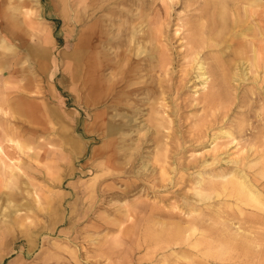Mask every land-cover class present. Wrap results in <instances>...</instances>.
Masks as SVG:
<instances>
[{"label":"rangeland","instance_id":"374dc122","mask_svg":"<svg viewBox=\"0 0 264 264\" xmlns=\"http://www.w3.org/2000/svg\"><path fill=\"white\" fill-rule=\"evenodd\" d=\"M20 1L12 0L11 6H19ZM38 1L39 5L35 6L34 0H27L24 6L26 8L32 6V8L36 7L41 10L43 24L48 25L47 28L54 49L50 52V50H53L51 48L47 52L49 56L53 52L54 57L60 59V74L51 83H48V79L44 75L45 72L38 73L34 68V70H31L32 74L28 73L25 80L22 81L27 83L26 89L16 83L19 77L21 79V65H27V69L30 67L27 62L30 64L33 59L34 47L37 46L36 42L38 41L36 35L38 34L35 29H33L34 32L30 31V18L27 16L28 18L24 19V15L20 13V10L18 12V6L17 8L14 7L17 9V26H15L16 24L12 25L11 19L7 17L12 14L11 11L7 10L8 0H1L0 5V39L4 38L8 44L12 45L11 52H6L3 47H0V147L2 148V152L0 150V162H2L0 163V170L3 172L0 171L3 175V178L0 175V264H187L188 259L194 261V263L188 264H198L197 261L201 263L202 258L207 261V264H227L228 260L231 263L238 262V264H264V221L256 223L257 225L254 224V227L251 228L252 240L244 241L225 236L221 231L223 218L227 214L231 216L234 213V207H232L235 203L234 197L217 196L206 180L210 178L211 181H222L223 179L220 178L216 180L215 177H212V174H220L224 172L220 170L226 171L230 168L233 170V168L240 166L241 168H247L249 162L253 166L248 171V178H253V171L264 164V79H262L264 77V0H94V6H97L98 10L97 13L105 19L106 23L109 22L108 32L111 33L110 37H112L110 40L112 48L109 54L111 61L104 68L103 75H109L110 72L113 75L115 74V76H110L109 79L113 86H110V90L107 88L106 95L100 98L95 96V92L88 83L86 65L83 64L80 68H76V61L72 57L65 58V60L62 58L64 52L72 53L75 50V42H77L81 29L93 22L95 18L89 17L84 23L77 21L75 24L76 11L81 6L80 0H68L67 3H61L59 0ZM90 1L93 0H86V4ZM84 4L82 3V5ZM110 8L115 9V12L106 15ZM201 19H205V22ZM135 28L137 30L136 34L133 32ZM141 29L144 31L142 32ZM179 30L181 31L179 32ZM30 33L36 37L31 36ZM206 34H208V38ZM192 37L198 43H195L193 39L191 41ZM131 38L132 40L129 41ZM141 46L145 51L140 55H136L137 48L141 49ZM195 47H199V56L209 71V91L218 90L223 95L222 98H218V101L215 102L216 106L212 108L201 101L202 91L199 90L200 82L196 78L197 70L192 69L191 65H187V59L184 58L186 50ZM256 50L259 52L257 53ZM128 57L132 61L127 60ZM151 59L154 61H151ZM164 62H168L166 65L168 67L167 71L166 68L164 69ZM122 63H125L123 67ZM133 71H137L136 75ZM61 76H63V79ZM34 77L37 78V81ZM236 78L238 79L236 80ZM234 81L238 82L234 83ZM47 83L55 91L54 95L50 96L49 94L48 97H46L47 93L43 88L46 87ZM223 84L224 86H222ZM129 85H131V89ZM22 90L25 91V94ZM194 90H197V92ZM36 92L37 94H35ZM38 92L42 94L39 95ZM192 93L193 95H191ZM162 96L164 102H166V108L163 109L166 110L165 115L169 116L170 122H167L169 128L163 127L160 129L154 123L157 115L155 113L156 107L160 106L158 102L161 101L160 97ZM18 97L19 99L20 97L29 99V102L23 107L25 110L24 116L21 113L15 114L16 107L14 105ZM67 97L69 98L67 99ZM195 97L199 99L197 105L194 101ZM63 101L65 104L62 103ZM201 110L203 112H200ZM148 111L151 112L150 115ZM207 121L209 125L206 123ZM109 124L120 126V133L109 134L107 132ZM193 127L195 128L193 129ZM4 129L6 132H4ZM200 130L202 131L200 132ZM203 130L207 132L205 133ZM223 130L230 131L231 139L227 136L224 139V135L221 133ZM183 132L185 135H183ZM189 134L191 137L188 136ZM199 135L201 137L203 135V137L201 138ZM6 136L8 137L6 138ZM192 138L195 141L191 140ZM232 138L235 141L228 143L229 140L231 142ZM157 139L159 142H157ZM162 140L169 146H167L166 154L158 157L157 160L155 153L158 144L164 142ZM188 140H191L192 143ZM222 141L225 142V145H228L225 147ZM236 141L239 142L238 145H234ZM218 142L221 148L224 146V149L220 148V152H223L221 156L226 155L227 157L225 156L218 164L216 162L214 164L210 163L211 166L206 164L204 167L203 160L210 161V148ZM53 144H55L54 148ZM57 144L59 147L56 146ZM149 146L151 147L149 148ZM234 146L243 150L242 153H239V156H236L238 157L236 159L240 158L241 165L235 162L229 164L230 161L226 163V158L229 160V158H232L231 156H235L232 153L238 151ZM229 148H232L231 151ZM202 150H206L208 153ZM194 152L200 153L196 154ZM54 153L56 156L53 155ZM5 154L15 159V163L21 168L20 173H23L13 183H7V177L4 175L3 160H6ZM254 159L258 161L255 162ZM246 161L249 162L245 167L244 163ZM119 163L120 165H118ZM182 163L184 165H181ZM194 163L195 166H193ZM200 173L205 177L201 187L205 191L204 194L211 193V199L198 200L199 196L192 188L198 184ZM203 173L206 175H203ZM208 175L211 177H208ZM168 178H171V180L168 181ZM213 178L215 180H212ZM261 180L255 183L260 189L264 190V179ZM163 185H165V188ZM185 192L188 193V196L190 195L189 198ZM137 197L141 199L138 200ZM225 197L227 198L225 199ZM196 199L197 201H195ZM226 201L231 203V208L226 204ZM173 203H175V206H173ZM129 206L132 207L129 208ZM193 206L206 209L207 221L210 222L209 225L212 226V230L210 228L208 235L202 238L198 237V232L193 234L194 236L192 235L183 247L187 248L188 252L183 249L179 250L176 246L175 248L168 246L181 235L176 233L173 226L178 224L181 226L189 225L190 217L186 215ZM18 208L19 210L16 211ZM16 219L24 223H15ZM232 223V226H236L239 224L238 219H232ZM145 224H147L146 227ZM130 226L131 228H129ZM156 231L161 232L157 233L160 236H155L157 235ZM153 232H155L154 235ZM176 235L178 236L176 237ZM195 236L196 238H194ZM217 240L219 243H216ZM231 242L232 244H230ZM233 242L237 244L234 245ZM229 245L235 248H231ZM204 247H209V249H204ZM195 253L197 254L195 255ZM183 257H186L187 260H183ZM164 258L166 259L164 260Z\"/></svg>","mask_w":264,"mask_h":264},{"label":"bare ground","instance_id":"6f19581e","mask_svg":"<svg viewBox=\"0 0 264 264\" xmlns=\"http://www.w3.org/2000/svg\"><path fill=\"white\" fill-rule=\"evenodd\" d=\"M11 1L12 0H8V4H9V6L7 7V10L8 11H11L12 12V14L9 16H7V17H9V19H11V21H12V25H15L16 24V18H17V15H16V12H17V9H15L14 7H16L17 8V6L16 5H14V6H11ZM27 0H21L20 1V5L18 6V12H19V10H20V13H22L23 15H24V19L28 16L30 19H29V23L31 24L30 25V31H32V32H34V30L33 29H35L36 31V33L38 34V35H36L37 36V38H38V41L36 42V44H37V46H35L34 47V53H33V57H35L36 59H38V58H40V56H43V57H48V55H46L47 54V50H49L50 49V45H51V36H50V34H49V31H48V28H47V26L48 25H44L43 24V17H42V13L40 12L41 10H38V8H36V7H33L32 8V6H30V7H28V8H26L24 5L27 3L26 2ZM35 1V6H37V5H39V1L38 0H34ZM254 1V0H253ZM260 1V0H259ZM59 2H61V3H67L68 2V0H59ZM119 2V1H118ZM117 2V3H118ZM154 2V1H153ZM199 2V1H198ZM31 3V2H30ZM34 3V2H33ZM80 5L82 6H80L79 7V9L76 11V16H77V19H75L76 20V22H75V24L77 23V21H82L83 23H84V21H86L87 20V18H89V17H91V18H95V20L93 21V22H91L89 25H87L85 28H82L81 29V33H80V35L78 36V39H77V42H75V50L71 53H63L64 54V57L65 58H68V57H72L73 58V60L74 61H76V63H75V65H76V68L78 67V68H80L83 64H85L86 66V71H87V69H88V71H87V77L89 78V81H88V83H90V86H91V88H92V90L95 92V96L96 97H98V98H100V97H103L104 95H106V92H107V88H109V90H110V86H113V83H111V81L109 80L110 79V76H115V74L113 75L112 74V72H110V74L109 75H106L105 76V74L103 75V70H104V68L108 65V63H110V61H111V56L109 55L110 54V52H111V48H112V46L110 45L111 43H110V40H111V38L112 37H110V35H111V33L109 34V32H108V26H109V22L108 23H106V21H105V19L103 18V17H100V15L97 13L98 12V10H97V6H94V0L93 1H90V2H88L87 4H86V0H80ZM82 3H85L84 5H82ZM173 3V2H172ZM29 4V3H28ZM96 4V3H95ZM0 5H1V0H0ZM103 5V4H102ZM120 5V4H119ZM139 5V4H138ZM240 5V4H239ZM112 6V5H111ZM213 6V5H212ZM101 7V6H100ZM99 7V8H100ZM118 7V6H117ZM263 7V6H262ZM54 8V7H53ZM108 8V7H107ZM150 8V7H149ZM259 8V7H258ZM136 9V8H135ZM167 9H168V7H167ZM255 9H257V8H255ZM92 10V11H91ZM121 10V9H120ZM131 10V9H130ZM211 10H213V9H211ZM241 10V9H240ZM122 11V10H121ZM134 11H136V10H134ZM113 12H115V9H112V8H110L109 9V11L108 12H106V15H110L109 13H113ZM160 12V11H159ZM215 12V11H214ZM262 12V11H261ZM127 13V12H126ZM125 13V14H126ZM130 13V12H129ZM136 13H138V12H136ZM135 13V14H136ZM146 13V12H145ZM252 13H254V12H252ZM75 14V13H74ZM105 14V13H104ZM141 14V13H140ZM144 14V13H143ZM212 14H213V12H212ZM244 14V13H243ZM242 14V15H243ZM73 15V14H72ZM128 15V14H127ZM139 15V14H138ZM248 15H249V13H248ZM75 16V17H76ZM112 16V15H111ZM11 17V18H10ZM27 17V18H28ZM142 17V16H141ZM186 17V16H185ZM249 17V16H248ZM110 18V17H109ZM117 18V17H116ZM195 18V17H194ZM4 19V18H3ZM168 19V18H167ZM193 19V18H192ZM207 19V18H206ZM211 19V18H210ZM109 20V19H108ZM117 20H118V18H117ZM135 20H137V19H135ZM140 20V19H139ZM165 20V19H164ZM202 21H204L203 19H201ZM200 20V21H201ZM252 20V19H251ZM8 21V20H7ZM11 21H8V22H11ZM111 21V20H110ZM124 21V20H123ZM143 21V20H142ZM167 21V20H166ZM199 21V20H198ZM201 21V22H202ZM19 22V21H18ZM69 22V21H68ZM125 22V21H124ZM123 22V23H124ZM196 22V21H195ZM194 22V23H195ZM205 22V21H204ZM22 23V22H21ZM111 23V22H110ZM117 23H118V21H117ZM120 23V22H119ZM135 23V22H134ZM207 23V22H206ZM211 23V22H210ZM210 23H208V24H210ZM250 23V22H249ZM4 24V23H3ZM10 24V23H9ZM19 24V23H18ZM126 24V23H125ZM133 24V23H132ZM131 24V25H132ZM144 24V23H143ZM143 24H142V26H143ZM196 24V23H195ZM204 24V23H203ZM213 24V23H212ZM255 24V23H254ZM259 24H260V22H259ZM258 24V25H259ZM51 25V24H50ZM111 25H112V23H111ZM130 25V24H129ZM211 25V24H210ZM15 26H17V24L15 25ZM74 26H76V25H74ZM81 26V25H80ZM213 26H214V24H213ZM212 26V27H213ZM256 26V25H255ZM124 27V26H123ZM129 27H131V26H129ZM205 27H207V26H205ZM211 27V28H212ZM4 28V27H3ZM51 28V27H50ZM71 28V27H70ZM113 28V27H112ZM111 28V29H112ZM115 28V27H114ZM140 28V27H139ZM180 28V27H179ZM202 28V27H201ZM201 28H200V30H201ZM209 28V27H208ZM4 29H6V28H4ZM144 29V28H143ZM162 29V28H161ZM210 29V28H209ZM53 30V29H52ZM164 30H165V28H164ZM177 30V29H176ZM176 30H175V32H176ZM198 30V29H197ZM79 31V30H78ZM110 31V30H109ZM141 31H142V29H141ZM144 31V30H143ZM142 31V32H143ZM181 30H179V32H180ZM211 31V30H210ZM256 31H257V29H256ZM14 32V31H13ZM133 32H135L134 34H136V32H137V30H136V28L134 29V31ZM132 32V33H133ZM162 32V31H161ZM258 32V31H257ZM35 33V34H36ZM62 33V32H61ZM69 33V32H68ZM126 33V32H125ZM207 33V32H206ZM31 34V36H33V34L32 33H30ZM52 34V33H51ZM120 34H121V31H120ZM177 34V33H176ZM10 35V34H9ZM54 35V34H53ZM131 35V34H130ZM133 35V34H132ZM159 35V34H158ZM208 34H206V36H207ZM249 35V34H248ZM36 36H33V37H36ZM161 36H162V33H161ZM5 37V36H4ZM115 37V36H114ZM138 37V36H137ZM181 37V36H180ZM200 37V36H199ZM36 38V39H37ZM163 38V37H162ZM161 38V39H162ZM207 38H208V36H207ZM253 38V37H252ZM261 38V37H260ZM192 39L195 41V43H198V42H196V39L195 38H191L190 40L192 41ZM255 39V38H254ZM15 40V39H14ZM56 40V39H55ZM132 40V38L129 40V41H131ZM141 40H142V38H141ZM181 40V39H180ZM251 40V39H250ZM115 41V40H114ZM146 41H147V39H146ZM172 41V40H171ZM208 41V40H207ZM246 41H247V38H246ZM68 42V41H67ZM66 42V43H67ZM70 42V41H69ZM118 42V41H117ZM154 42H155V40H154ZM211 42V41H210ZM251 42V41H250ZM62 43H63V41H62ZM65 43V42H64ZM73 43V42H72ZM182 43V42H181ZM180 43V44H181ZM184 43H187V42H184ZM262 43V42H261ZM260 43V44H261ZM125 44H127V43H125ZM210 44V43H209ZM264 44V43H263ZM131 45V44H130ZM129 45V46H130ZM140 45V44H139ZM138 45V46H139ZM146 45V44H145ZM184 45H186V44H184ZM198 45V44H197ZM249 45V44H248ZM53 46V45H52ZM57 46V45H56ZM70 46V45H69ZM108 46V47H107ZM125 46H127V45H125ZM148 46V45H147ZM158 46V45H157ZM156 46V47H157ZM169 46V45H168ZM188 46H189V44H188ZM188 46H187V48H188ZM191 46V45H190ZM203 46V45H202ZM201 46V47H202ZM205 46V45H204ZM213 46V45H212ZM260 46V45H259ZM264 46V45H263ZM0 47L2 48L3 47V49H5L6 50V52H11L12 51V45L11 44H8V42H7V40L6 39H4V38H1L0 39ZM58 47V46H57ZM143 47H145V46H143ZM182 47V46H181ZM215 47V46H214ZM251 47V46H250ZM0 48V49H1ZM126 48V47H125ZM178 48H180V47H178ZM183 48V47H182ZM190 48V47H189ZM199 47H195L194 49H187L186 50V53L184 54V58H186L187 59V65H191L192 66V69L194 68V69H196L197 70V74H196V78H197V80H199V82H200V88H199V90L201 89V91H202V97H201V101L202 102H204L209 108H212V107H215L216 105H215V102L216 101H218V98H222L223 97V95L222 94H220V92H218V90H211V91H209V88H208V86H209V84H210V81H209V71H208V68L205 66V63H204V61L200 58V49H198ZM212 48V47H211ZM2 49V50H3ZM208 49V48H207ZM213 49V48H212ZM262 49H263V47H262ZM118 50V49H117ZM148 50V49H147ZM205 50V49H204ZM219 50V49H218ZM1 51V50H0ZM145 50L144 49H142V46H141V49L140 48H137V50H136V55H140V53H143ZM180 51H181V49H180ZM202 51V50H201ZM264 51V50H263ZM5 52V51H4ZM5 52V53H6ZM56 52H57V49H56ZM147 52V51H146ZM256 52H257V50H256ZM259 52V51H258ZM257 52V53H258ZM114 53V52H113ZM219 53H220V51H219ZM247 53V52H246ZM18 54V53H17ZM249 54V53H248ZM256 54V53H255ZM59 55V54H58ZM117 55V54H116ZM183 55V54H182ZM257 55V54H256ZM256 55H255V57H256ZM264 55V54H263ZM120 56V55H119ZM123 56V55H122ZM125 56H126V54H125ZM148 56V55H147ZM156 56V55H155ZM221 56V55H220ZM251 56V55H250ZM258 56V55H257ZM124 57V56H123ZM129 57H131V56H129ZM128 57V59L127 60H131L130 58ZM262 57V56H261ZM117 58V57H116ZM121 58V57H120ZM125 58V57H124ZM133 58V57H132ZM141 58V57H140ZM142 58H144V57H142ZM157 58V57H156ZM166 58V57H165ZM168 58V57H167ZM178 58V57H177ZM221 58V57H220ZM248 58V57H247ZM260 58V57H259ZM15 59V58H14ZM59 59V58H58ZM57 59V60H58ZM121 59H123V58H121ZM134 59V58H133ZM136 59V58H135ZM138 59V58H137ZM182 59V58H181ZM185 59V60H186ZM215 59V58H214ZM251 59V58H250ZM254 59V58H253ZM39 60V59H38ZM72 60V59H71ZM124 60H126V59H124ZM123 60V61H124ZM150 60V59H149ZM153 59H151V61H152ZM184 60V61H185ZM210 60V59H209ZM211 60H213V59H211ZM216 60V59H215ZM261 60V59H260ZM262 60H263V58H262ZM22 61V60H21ZM20 61V62H21ZM122 61V62H123ZM132 61V60H131ZM154 61V60H153ZM166 61H168V60H166ZM171 61V60H170ZM173 61V60H172ZM238 61V60H237ZM236 61V62H237ZM242 61V60H241ZM252 61V60H251ZM258 61V60H257ZM19 62V63H20ZM72 62V61H71ZM118 62H119V60H118ZM127 62V61H126ZM162 62H163V60H162ZM180 62V61H179ZM208 62V61H207ZM213 62V61H212ZM243 62V61H242ZM23 63H25V62H23ZM27 63H29V62H27ZM159 63V62H158ZM167 63L168 62H164V64H165V66H164V69L166 68V71L168 70V67L166 66L167 65ZM259 63V62H258ZM21 64V63H20ZM125 63H122L121 65H122V67H123V65H124ZM133 64V63H132ZM161 64V63H160ZM256 64H257V62H256ZM45 67V65L46 64H44V63H42L41 62V65H40V67H39V69L40 70H43V66ZM139 65V64H138ZM171 65V64H170ZM240 65H241V63H240ZM253 65V64H252ZM251 65V66H252ZM259 65V64H258ZM257 65V66H258ZM22 66V68H24L25 67V65H21ZM27 66V65H26ZM110 66H112V65H110ZM128 66V65H127ZM182 66V65H181ZM239 66V65H238ZM118 67V66H117ZM125 67V66H124ZM131 67V66H130ZM134 67V66H133ZM138 67V66H137ZM142 68H143V66H141ZM147 67V66H146ZM169 67H171V66H169ZM182 67H184V66H182ZM235 67V66H234ZM236 67H237V65H236ZM235 67V68H236ZM241 67V66H240ZM242 67H243V65H242ZM245 67V66H244ZM35 68V67H34ZM120 68V67H119ZM139 68V67H138ZM145 68V67H144ZM161 68V67H160ZM187 68V67H186ZM191 68V67H190ZM38 69V70H39ZM60 69V68H59ZM125 69V68H124ZM177 69V68H176ZM180 69V68H179ZM185 69V68H184ZM220 69V68H219ZM229 69V68H228ZM6 70V69H5ZM119 70V69H118ZM120 70H121V68H120ZM132 70H134V69H132ZM187 70V69H186ZM211 70V69H210ZM243 70H245V69H243ZM3 71V70H2ZM55 70L53 69L52 70V72L50 73V76L53 74V72H54ZM62 71H64V70H62ZM165 71V72H166ZM219 71V70H218ZM233 71V70H232ZM75 72H76V70H75ZM116 72H117V69H116ZM127 72V71H126ZM133 72H135V71H133ZM141 72H143L142 70H141ZM182 72V71H181ZM190 72V71H189ZM220 72V71H219ZM236 72V71H235ZM242 72V71H241ZM245 72V71H244ZM11 73V72H10ZM56 73V72H55ZM64 73V72H63ZM118 73V72H117ZM125 73V72H124ZM136 73H137V71L135 72V75H136ZM163 73V72H162ZM161 73V74H162ZM179 73V72H178ZM185 73V72H184ZM226 73V72H225ZM233 73V72H232ZM240 73V72H239ZM238 73V74H239ZM8 74V73H7ZM30 74H32V73H30ZM37 74V73H36ZM43 74V73H42ZM67 74V73H66ZM112 74V75H111ZM186 74V73H185ZM214 74V73H213ZM215 74H216V71H215ZM230 74V73H229ZM4 75V74H3ZM119 75V74H118ZM125 75H127V74H125ZM135 75H134V77H135ZM140 75H143V74H140ZM163 75V74H162ZM193 75V74H192ZM223 75H224V73H223ZM243 75H245V74H243ZM254 75H256L255 73H254ZM37 76V75H36ZM74 76V75H73ZM86 76V75H85ZM147 76V75H146ZM155 76V75H154ZM185 76V75H184ZM240 76V75H239ZM257 76V75H256ZM262 77H263V75H261ZM86 77V78H87ZM105 77V78H104ZM149 77V76H148ZM182 77V76H181ZM245 77V76H244ZM243 77V78H244ZM112 78H114V77H112ZM127 78V77H126ZM129 78V77H128ZM146 78V77H145ZM195 78V77H194ZM195 78V79H196ZM232 78V77H231ZM234 78V77H233ZM258 78V77H257ZM34 79H35V77H34ZM37 79V78H36ZM35 79V80H36ZM67 79V78H66ZM139 79V78H138ZM238 78H236V80H237ZM262 79H264V77L262 78ZM53 80V79H52ZM75 80V79H74ZM109 80V81H108ZM130 80V79H129ZM132 80V79H131ZM144 80V79H143ZM229 80V79H228ZM245 80V79H244ZM254 80V79H253ZM37 81V80H36ZM82 81V80H81ZM107 81V83L105 84V82ZM116 81V80H115ZM124 81V80H123ZM135 81H138V80H135ZM182 81V80H181ZM195 81V80H194ZM241 81V80H240ZM248 81V80H247ZM255 81V80H254ZM71 82H72V80H71ZM125 82V81H124ZM127 82V81H126ZM142 82V81H141ZM145 82H146V79H145ZM192 82V81H191ZM238 82V81H237ZM237 82H235L234 81V83H237ZM77 83V82H76ZM75 83V84H76ZM122 83V82H121ZM34 85H35V82L33 83ZM39 84V83H38ZM70 84V83H69ZM123 84V83H122ZM126 84V83H125ZM163 84V83H162ZM259 84V83H258ZM40 85V84H39ZM71 85V84H70ZM86 85V84H85ZM132 85H133V83H132ZM221 85V84H220ZM219 85V86H220ZM3 86V85H2ZM42 86V85H41ZM73 86H75V85H73ZM89 86V85H88ZM122 86V85H121ZM198 86V85H197ZM222 86H224V84L222 85ZM230 86V85H229ZM259 86V85H258ZM38 87V86H37ZM47 87V86H46ZM126 87V86H125ZM129 87H130V89H131V85H129ZM228 87V86H227ZM226 87V88H227ZM237 87H238V85H237ZM36 88V87H35ZM34 88V89H35ZM38 88H40V87H38ZM81 88V87H80ZM119 88V87H118ZM128 88V87H127ZM157 88V87H156ZM181 88V87H180ZM191 88V87H190ZM4 89V88H3ZM72 89H74V88H72ZM133 89V88H132ZM166 89V88H165ZM164 89V90H165ZM193 89V88H192ZM220 89V88H219ZM222 89V88H221ZM225 89V88H224ZM231 89V88H230ZM15 90V89H14ZM80 90V89H79ZM90 90V89H89ZM148 90H149V88H148ZM181 90V89H180ZM198 90V89H197ZM197 90H194V91H196L197 92ZM233 90V89H232ZM231 90V92H233ZM21 91V90H20ZM19 91V92H20ZM22 91H24V90H22ZM35 91V90H34ZM38 91V90H37ZM76 91V90H75ZM81 91V90H80ZM144 91V90H143ZM227 91H228V89H227ZM28 92V91H27ZM58 92V91H57ZM230 92V91H229ZM31 93H33V92H31ZM30 93V94H31ZM91 93H93V92H91ZM90 93V94H91ZM114 93V92H113ZM154 93V92H153ZM162 93V92H161ZM222 93V92H221ZM224 93H225V91H224ZM20 94H21V92H20ZM23 94H25V91L23 92ZM35 94H37V92L35 93ZM38 94H39V92H38ZM40 94H42V93H40ZM39 94V95H40ZM134 94V93H133ZM178 94V93H177ZM197 94V93H196ZM195 94V95H196ZM59 95V94H58ZM92 95V94H91ZM117 95V94H116ZM132 95V94H131ZM165 95H166V93H165ZM174 95V94H173ZM191 95H193V93L191 94ZM225 95V94H224ZM226 95H227V93H226ZM2 96V95H1ZM18 96V95H17ZM29 96H31V95H29ZM34 96H36V95H34ZM64 96V95H63ZM93 96V95H92ZM137 96V95H136ZM163 96H164V94H163ZM163 96L162 97H160V99H161V101H159L158 102V104L160 105V106H158V107H156V111H155V113L157 114L156 115V117H155V123L154 124H156L160 129L161 128H169V123H168V125H167V122H170V119H169V116L168 115H165V112H166V110H164L166 107V102H164V98H163ZM168 96V95H167ZM232 96V95H231ZM230 96V97H231ZM239 96V95H238ZM237 96V97H238ZM243 96V95H242ZM254 96V95H253ZM74 97V96H73ZM110 97V96H109ZM227 97V96H226ZM19 98V97H18ZM17 98V99H18ZM69 97H67V99H68ZM144 98V97H143ZM143 98H142V100H143ZM157 98V97H156ZM156 98H155V100H156ZM247 98V97H246ZM39 99V98H38ZM110 99V98H109ZM145 99V98H144ZM146 99H148V98H146ZM152 99V98H151ZM171 99V98H170ZM239 99V98H238ZM245 99V98H244ZM2 100V99H1ZM16 100V99H15ZM20 100H21V98H20ZM236 100V99H235ZM234 100V101H235ZM243 100V99H242ZM241 100V101H242ZM8 101V100H7ZM27 101V100H26ZM58 101V100H57ZM145 101V100H144ZM143 101V102H144ZM194 101L196 102V105L197 104H199V99H198V97H195L194 98ZM193 101V102H194ZM61 102V101H60ZM78 102V101H77ZM94 102V101H93ZM127 102H128V100H127ZM134 102H136V101H134ZM190 102V101H189ZM21 103H22V100H21ZM62 103H64V101L62 102ZM67 103V102H66ZM126 103V102H125ZM138 103V102H137ZM150 103V102H149ZM65 104V103H64ZM139 104V103H138ZM202 104V103H201ZM200 104V105H201ZM226 104V103H225ZM234 104V103H233ZM232 104V105H233ZM22 105H23V103H22ZM111 105V104H110ZM146 105V104H145ZM170 105V104H169ZM181 105V104H180ZM191 105V104H190ZM231 105V106H232ZM15 106V105H14ZM99 106V105H98ZM138 106V105H137ZM143 106V105H142ZM171 106H172V104H171ZM218 106V105H217ZM262 106H263V104H262ZM89 107V106H88ZM264 107V106H263ZM36 108V107H35ZM136 108H138V107H136ZM164 108V109H163ZM168 108V107H167ZM182 108V107H181ZM186 108V107H185ZM205 108V107H204ZM92 109H93V107H92ZM154 109V108H153ZM170 109V108H169ZM168 109V110H169ZM202 109V108H201ZM232 109V108H231ZM261 109V108H260ZM90 110V109H89ZM167 110V111H168ZM183 110V109H182ZM182 110H180V111H182ZM200 110V109H199ZM199 110H198V112H199ZM217 110V109H216ZM24 111V110H23ZM27 111H29V110H27ZM33 110H32V108H31V112H32ZM104 111V110H103ZM142 111V110H141ZM215 111V110H214ZM149 112V111H148ZM152 112H153V110H152ZM169 112V111H168ZM200 112H203V110H201ZM205 112V111H204ZM211 112V111H210ZM20 113V112H19ZM143 113V112H142ZM150 113L151 112H149L148 114L150 115ZM25 114V113H24ZM24 114H22L23 116H24ZM154 114V113H153ZM152 114V115H153ZM167 114V113H166ZM169 114V113H168ZM175 114V113H174ZM200 114V113H199ZM227 114V113H226ZM229 114V113H228ZM14 115V114H13ZM104 115V114H103ZM210 115V114H209ZM232 115V114H231ZM136 116V115H135ZM148 116V115H147ZM175 116V115H174ZM199 116V115H198ZM207 116V115H206ZM12 117V116H11ZM14 117V116H13ZM12 117V118H13ZM22 117V116H21ZM106 117V116H105ZM133 117V116H132ZM150 117V116H149ZM209 117V116H208ZM219 117V116H218ZM221 117V116H220ZM46 118V117H45ZM76 118V117H75ZM194 118V117H193ZM196 118V117H195ZM207 118V117H206ZM205 118V119H206ZM224 118V117H223ZM227 118V117H226ZM29 119V118H28ZM153 119V118H152ZM175 119V118H174ZM198 120H199V117L197 118ZM187 120H189V119H187ZM201 120H202V117H201ZM200 120V121H201ZM223 120V119H222ZM31 121V120H30ZM143 121V120H142ZM176 121V120H175ZM195 121V120H194ZM200 121H199V123H200ZM203 121V120H202ZM3 122V121H2ZM2 122H1V124H2ZM28 122V121H27ZM48 122V121H47ZM153 122V121H152ZM173 122V121H172ZM205 122V121H204ZM214 122V121H213ZM261 122V121H260ZM105 123V122H104ZM135 123V122H134ZM146 123V122H145ZM148 123V122H147ZM196 123V122H195ZM199 123H198V125H199ZM206 123H208V121L206 122ZM211 123V122H210ZM220 123V122H219ZM96 124V123H95ZM150 124V123H149ZM174 124V123H173ZM181 124V123H180ZM197 124V123H196ZM231 124V123H230ZM229 124V125H230ZM232 124H234V123H232ZM11 125V124H10ZM208 125H209V123H208ZM227 125V124H226ZM2 126H4V125H2ZM97 126V125H96ZM144 126H147V125H144ZM175 126V125H174ZM192 126V125H191ZM193 126H194V124H193ZM8 127H9V125H8ZM11 127V126H10ZM170 127H171V125H170ZM181 127V126H180ZM14 128V127H13ZM142 128V127H141ZM195 127H193V129H194ZM208 128V127H207ZM234 128V127H233ZM8 129V128H7ZM15 129V128H14ZM98 129V128H97ZM142 129H144V128H142ZM172 129V128H171ZM198 129V128H197ZM203 129H204V127H203ZM222 129V128H221ZM250 129V128H249ZM5 130V129H4ZM9 130H11V128H9ZM129 130V129H128ZM141 130V129H140ZM165 130V129H164ZM187 130V129H186ZM190 130V129H189ZM192 130V129H191ZM216 130V129H215ZM233 130V129H232ZM231 130V131H232ZM8 131V130H7ZM12 131V130H11ZM102 131V130H101ZM120 131H121V127L120 126H118V125H115V124H109L108 126H107V132L109 133V134H116V133H120ZM138 131V130H137ZM146 131V130H145ZM176 131V130H175ZM202 130H200V132H201ZM204 131V130H203ZM252 131V130H251ZM4 132H6V130L4 131ZM8 132H10V131H8ZM14 132V131H13ZM123 132V131H122ZM132 132V131H131ZM192 132V131H191ZM205 132V131H204ZM207 132V131H206ZM205 132V133H206ZM214 132V131H213ZM217 132V131H216ZM221 132V131H220ZM244 132V131H243ZM103 133V132H102ZM105 133V132H104ZM140 133V132H139ZM158 133H159V131H158ZM165 133V132H164ZM170 133V132H169ZM174 133H177V132H174ZM195 133V132H194ZM212 133V132H211ZM210 133V134H211ZM223 135H224V139H225V137L227 136V138H229L230 137V139H231V133H230V131L229 130H223L222 132H221ZM220 133V134H221ZM7 134V133H6ZM10 134V133H9ZM15 134V133H14ZM18 134V133H17ZM147 134V133H146ZM153 134H154V132H153ZM178 134V133H177ZM188 134V133H187ZM262 135H263V132L261 133ZM8 135V134H7ZM139 135V134H138ZM183 135H185L184 134V132H183ZM205 135V134H204ZM18 136H19V134H18ZM17 136V137H18ZM170 136H173V135H170ZM189 137H191V135L189 134L188 135ZM195 136V135H194ZM200 136V135H199ZM199 136H197V137H199ZM211 136V135H210ZM250 136V135H249ZM8 136H6V138H7ZM178 137V136H177ZM196 137V136H195ZM194 137V138H195ZM201 137V136H200ZM202 137H203V135H202ZM201 137V138H202ZM50 138V137H49ZM55 138V137H54ZM152 138V137H151ZM164 138V137H163ZM173 138V137H172ZM175 138V137H174ZM205 138V137H204ZM207 138V137H206ZM212 138V137H211ZM244 138V137H243ZM262 138V137H261ZM16 139V138H15ZM18 139V138H17ZM39 139H41L40 137H39ZM39 139H38V141H39ZM110 139V138H109ZM143 139V138H142ZM141 139V140H142ZM150 139V138H149ZM153 139V138H152ZM188 139V138H187ZM190 139V138H189ZM200 139V138H199ZM219 139V138H218ZM8 140V139H7ZM50 140V139H49ZM48 140V141H49ZM56 140H57V138H56ZM113 140V139H112ZM158 140V139H157ZM183 140V139H182ZM191 140H193V138L191 139ZM189 141V142H191L192 143V141ZM214 140V139H213ZM216 140V139H215ZM228 140V139H227ZM238 140V139H237ZM259 140V139H258ZM5 141V140H4ZM9 141V140H8ZM26 141V140H25ZM41 141V140H40ZM47 141V142H48ZM150 141V140H149ZM155 141V140H154ZM162 141H164V140H162ZM175 141V140H174ZM193 141H195V140H193ZM198 141V140H197ZM206 141V140H205ZM235 141V139L233 140V138H232V140H231V142H230V140H229V142L228 143H233ZM242 141V140H241ZM263 141V140H262ZM10 142V141H9ZM14 142H17V141H14ZM45 142V141H44ZM105 142H106V140H105ZM109 142V141H108ZM157 142H159V140L157 141ZM168 142H170V141H168ZM183 142V141H182ZM199 142H200V140H199ZM213 142H215V141H213ZM220 142V141H219ZM212 143L213 145H212V147L210 148V157H211V159H210V161L209 160H203V162H202V164H203V166L204 165H206V164H214L215 162L218 164L219 163V161H222L223 160V158L226 156H221V154L223 153V152H220V148H221V146L220 145H218V144H220V143ZM223 142V141H222ZM221 142V143H222ZM225 142H226V140H225ZM225 142H223L224 143V145H225ZM254 142V141H253ZM3 143V142H2ZM42 143H43V141H42ZM49 143H50V141H49ZM59 143V142H58ZM187 143V142H186ZM203 143V142H202ZM236 144H234V145H238V143L239 142H235ZM252 143V142H251ZM250 143V144H251ZM60 144V143H59ZM102 144V143H101ZM145 144V143H144ZM173 144V143H172ZM179 144V143H178ZM195 144V143H194ZM198 144V143H197ZM199 144H201V143H199ZM209 144V143H208ZM240 144H242V143H240ZM14 145H15V143H14ZM31 145V144H30ZM37 145V144H36ZM54 145L55 144H53V148H54ZM123 145V144H122ZM125 145V144H124ZM141 145V144H140ZM186 145V144H185ZM196 145V144H195ZM222 145V144H221ZM228 145V144H227ZM227 145H225V147L227 146ZM233 145V144H232ZM243 145H244V143H243ZM249 145V144H248ZM15 146H17V145H15ZM56 146H58V144L56 145ZM112 146V145H111ZM152 146V145H151ZM151 146H149V148L151 147ZM167 146H169V145H167V143L164 141V142H161V143H159L158 144V149H156V153H155V157L157 158V160H158V157H161L162 155H165L166 154V149H167ZM178 146H180V145H178ZM210 146H211V143H210ZM210 146H208V147H210ZM256 146V145H255ZM31 147H32V145H31ZM37 147H38V145H37ZM59 147V146H58ZM100 147H102L101 145H100ZM114 147H115V145H114ZM135 147V146H134ZM185 147V146H184ZM199 147V146H198ZM235 148H236V146H234ZM246 147V146H245ZM16 148H18V147H16ZM19 148L21 149V146L19 145ZM18 148V149H19ZM62 148H63V146H62ZM139 148V147H138ZM177 148V147H176ZM183 148V147H182ZM207 148V147H206ZM205 148V149H206ZM223 149H224V146L222 147ZM221 148V149H222ZM233 148V147H232ZM231 148V149H232ZM238 148H239V146H238ZM257 148V147H256ZM260 148V147H259ZM134 149V148H133ZM168 149H170V148H168ZM173 149V148H172ZM230 149V148H229ZM231 149H230V151H231ZM254 149V148H253ZM258 149V148H257ZM0 150H1V152H2V148L0 147ZM24 150V149H23ZM22 150V151H23ZM31 150V149H30ZM29 150V151H30ZM45 150V149H44ZM57 150V149H56ZM139 150V149H138ZM154 150V149H153ZM158 150V151H157ZM208 150V149H207ZM236 150H238V151H236ZM236 152H234V153H232V154H235V156H231L232 158H229V160L226 158V163L227 162H229V164L232 162H235L236 164H240V158L239 159H236V158H238V157H236V156H239V153L241 152H243V150H242V148H239V149H237L236 148ZM246 150V149H245ZM245 150H244V152H245ZM255 150V149H254ZM92 151V150H91ZM149 151V150H148ZM178 151V150H177ZM202 151H205V152H207L208 153V151H206V150H202ZM223 151V150H222ZM251 151V150H250ZM264 151V150H263ZM43 152V151H42ZM107 152V151H106ZM127 152V151H126ZM154 152V151H153ZM193 152V151H192ZM248 152V151H247ZM254 152V151H253ZM4 153V152H3ZM20 153H21V151H20ZM49 153V152H48ZM47 153V154H48ZM111 153V152H110ZM132 153V152H131ZM134 153H135V151H134ZM141 153V152H140ZM167 153H169V152H167ZM194 153H196V152H194ZM198 153H200V152H197L196 154H198ZM204 153V152H203ZM24 154V153H23ZM28 154V153H27ZM180 154V153H179ZM182 154V153H181ZM180 154V155H181ZM187 154H189V153H187ZM229 154V153H228ZM245 154V153H244ZM256 154V153H255ZM6 155V160H3V163H4V175L7 177V183H13L14 181H15V179L16 178H18V176H20V174L22 175L23 173H20V170H21V168L19 167V165H17L16 163H15V159L13 158V157H11V156H9L8 154H5ZM53 155H55V153L53 154ZM53 155H52V157H53ZM60 155V154H59ZM143 155V154H142ZM145 155V154H144ZM153 155V154H152ZM185 155V154H184ZM183 155V156H184ZM190 155V154H189ZM206 155V154H205ZM247 155V154H246ZM254 155V154H253ZM24 156H25V154H24ZM56 156V155H55ZM100 156V155H99ZM114 156V155H113ZM112 156V157H113ZM124 156V155H123ZM129 156V155H128ZM175 156V155H174ZM198 156H200V155H198ZM197 156V157H198ZM230 156V155H229ZM242 156V155H241ZM250 156V155H249ZM121 157V156H120ZM119 157V158H120ZM133 157V156H132ZM131 157V158H132ZM152 157V156H151ZM189 157H191V155L189 156ZM197 157H195V158H197ZM201 157V156H200ZM203 157V156H202ZM227 157V156H226ZM244 157V156H243ZM256 157H257V154H256ZM262 157V155L260 156V158ZM19 158V157H18ZM55 158V157H54ZM122 158V157H121ZM139 158V157H138ZM188 158V157H187ZM263 158H264V153H263ZM36 159V158H35ZM59 159V158H58ZM143 159V158H142ZM189 160H190V158H188ZM245 159V158H244ZM243 159V160H244ZM112 160V159H111ZM119 160H121V159H119ZM130 160V159H129ZM136 160V159H135ZM196 160H198V159H196ZM201 160V159H200ZM255 160V159H254ZM260 160V159H259ZM16 161H18L17 159H16ZM21 161V160H20ZM39 161V160H38ZM115 161V160H114ZM124 161V160H123ZM179 161H181V160H179ZM186 161V160H185ZM242 161V160H241ZM256 161H258V160H255V162ZM262 161V160H261ZM264 161V160H263ZM22 162V161H21ZM20 162V163H21ZM121 162V161H120ZM173 162V161H172ZM176 162V161H175ZM183 162V161H182ZM187 162H188V160H187ZM197 162V161H196ZM249 162V161H248ZM247 161H246V163H244V166L245 165H247V163H248ZM0 163H2V162H0ZM149 163H151V162H149ZM156 163V162H155ZM180 163V162H179ZM189 163H191V162H189ZM188 163V164H189ZM250 163V162H249ZM248 163V166H247V168H241V166L240 167H235V168H233V170L230 168V170H220V171H224V172H221L220 174H212V177H215V179L217 180V178L219 179H223L222 181H211L210 180V178L209 179H206L207 181H208V183H209V185H210V187L216 192V195L217 196H233L234 197V201H235V203H234V206H232L231 205V203L229 202V201H226V204L228 205V206H230L229 208H231V206L232 207H234V213H232L231 214V216L229 215V214H227V215H225V217L223 218V225H222V227H221V231H223V234L225 235V236H229V237H231V238H233V239H239V240H246V241H249V240H252L251 238H252V229L251 228H253L254 227V224H256V223H261V222H263L264 221V190L263 189H260L257 185H256V183L255 182H257V181H259V180H261V179H264V164H261L260 165V168H257V170L256 171H253V178H248V176H249V173H248V171H250V169H252V166L253 165H251V163L249 164ZM114 164V163H113ZM116 164V163H115ZM171 164V163H170ZM176 164V163H175ZM186 164V163H185ZM199 164V163H198ZM211 164H210V166H211ZM220 164H222L221 162H220ZM236 164H231V165H236ZM257 164V163H256ZM255 164V165H256ZM35 165V164H34ZM112 165V164H111ZM118 165H120V163L118 164ZM122 165V164H121ZM147 165V164H146ZM150 165V164H149ZM159 165V164H158ZM167 165H168V163H167ZM166 165V166H167ZM178 165V164H177ZM176 165V166H177ZM181 165H184L183 163L181 164ZM241 165V164H240ZM170 166V165H169ZM187 166V165H186ZM189 166V165H188ZM193 166H195V163L193 164ZM31 167V166H30ZM179 167V166H178ZM185 167V166H184ZM205 167V166H204ZM207 167H209V166H207ZM246 167V166H245ZM255 167V166H254ZM259 167V166H258ZM3 168V167H2ZM36 168H37V165H36ZM45 168V167H44ZM51 168V167H50ZM144 168V167H143ZM148 168V167H147ZM159 168H160V166H159ZM158 168V169H159ZM170 168V167H169ZM173 168V167H172ZM182 168V167H181ZM198 168V167H197ZM150 169H152V168H150ZM168 169V168H167ZM191 169V168H190ZM199 169V168H198ZM206 169V168H205ZM220 169V168H219ZM23 170V169H22ZM28 170V169H27ZM30 170V169H29ZM39 170H40V168H39ZM38 170V171H39ZM46 170V169H45ZM162 170V169H161ZM165 170H166V168H165ZM187 170H189V169H187ZM1 171V170H0ZM55 171V170H54ZM159 171V170H158ZM195 171V170H194ZM2 172V171H1ZM31 172H35V171H31ZM45 172V171H44ZM152 172V171H151ZM167 172V171H166ZM182 172V171H181ZM192 172V171H191ZM212 172V171H211ZM3 173V172H2ZM50 173H51V171H50ZM194 173V172H193ZM46 174V173H45ZM164 174V173H163ZM166 174V173H165ZM0 175H1V173H0ZM35 175V174H34ZM55 175V174H54ZM53 175V176H54ZM160 175V174H159ZM161 175H162V173H161ZM161 175H160V177H161ZM169 175V174H168ZM181 175V174H180ZM183 175H185V174H183ZM203 175H206V174H204L203 173ZM32 176V175H31ZM140 176V175H139ZM1 177L3 178V175H1ZM49 177H51V176H49ZM165 177H166V175H165ZM170 177H172V176H170ZM208 177H211V176H209L208 175ZM199 180H198V184L196 185V186H194V187H192V188H194L195 189V192H196V194L199 196V199L198 200H204L205 198H210L211 199V196H210V194L211 193H209L208 191V193L209 194H204V189L201 187V183L202 182H204V180H205V177H203L202 176V174L200 173L199 174ZM51 179V178H50ZM169 179L171 180V178H168V181H169ZM214 178L212 179V180H215ZM34 180V179H33ZM36 180V179H35ZM53 180V179H52ZM167 180V179H166ZM165 180V181H166ZM185 180V179H184ZM55 181V180H54ZM187 181V180H186ZM196 181V180H195ZM262 181V180H261ZM260 182V181H259ZM146 183V182H145ZM189 183V182H188ZM258 184V183H257ZM263 184V183H262ZM146 185H147V183H146ZM261 185V184H260ZM41 186V185H40ZM148 186V185H147ZM165 185H163V187H164ZM190 186H193V185H190ZM217 187V188H216ZM262 187V186H261ZM44 188H45V186H44ZM125 188V187H124ZM165 188V187H164ZM129 189V188H128ZM99 190H100V188H99ZM154 190V189H153ZM152 190V191H153ZM191 190V189H190ZM93 191V190H92ZM193 191V190H192ZM212 191V190H211ZM42 192H43V190H42ZM120 192V191H119ZM124 192V191H123ZM137 193H138V191H137ZM146 193V192H145ZM185 193H187V192H185ZM96 194V193H95ZM126 194V193H125ZM147 194V193H146ZM158 194V193H157ZM215 194V193H214ZM181 196H182V194H180ZM194 195H195V193H194ZM216 195H215V197H216ZM97 196V195H96ZM186 196V195H185ZM187 196H188V193H187ZM190 196V195H189ZM189 196H188V198H189ZM131 197V196H130ZM196 197V196H195ZM213 198H214V196H212ZM233 197H232V200H233ZM137 198H139V197H137ZM194 198V197H193ZM227 197H225V199H226ZM229 198V197H228ZM141 198H139L138 200H140ZM144 199V198H143ZM142 199V200H143ZM195 199V198H194ZM220 199V198H219ZM223 199V198H222ZM119 200V199H118ZM122 200V199H121ZM137 200V199H136ZM190 200V199H189ZM213 200H215V199H213ZM229 200V199H228ZM134 201V200H133ZM191 201V200H190ZM195 201H197V199L195 200ZM222 201V200H221ZM123 202V201H122ZM132 202V201H131ZM144 202V201H143ZM142 202V203H143ZM147 202H148V200H147ZM202 202V201H201ZM38 203V202H37ZM107 203V202H106ZM109 203V202H108ZM120 204V203H119ZM126 204V203H125ZM137 204V203H136ZM189 204V203H188ZM225 204V205H226ZM121 205V204H120ZM208 205V204H207ZM173 206H175V203H173ZM182 206V205H181ZM204 206V205H203ZM206 206V205H205ZM204 206V207H205ZM108 207V206H107ZM132 206H129V208H131ZM187 207V206H186ZM190 207V206H189ZM208 207V206H207ZM124 208V207H123ZM128 208V209H129ZM141 208V207H140ZM147 208V207H146ZM171 208H173V207H171ZM185 208V207H184ZM213 208V207H212ZM217 208V207H216ZM229 208H227V209H229ZM122 209V208H121ZM174 209V208H173ZM215 209V208H214ZM19 210V208L18 209H16V211H18ZM110 210V209H109ZM142 210V209H141ZM206 210V209H205ZM204 209H201V208H197L196 206H193V207H191V209H189L188 210V213H187V215L186 216H188V217H190V220H189V225H187V226H181V225H174L173 226V229L176 231V233H178L179 235H180V237H177L178 235H176V237L178 238H176L175 237V239H177L175 242H173V243H171L170 245H168V246H172L173 248H175V246H176V248H179V250H181V249H183L184 251H189L187 248H183V247H185L184 245H185V242H188V240H189V238L193 235V234H195V233H197L198 232V234H199V238L201 237H203V236H206V235H208L207 233H208V231H210V228H211V230H212V226H210L209 225V223L210 222H208L207 221V213H206V211H205ZM230 210V209H229ZM112 211V210H111ZM174 211V210H173ZM175 211H177V210H175ZM218 211V210H217ZM230 211H233V210H230ZM113 212V211H112ZM179 212V211H178ZM177 212V213H178ZM219 212V211H218ZM121 213H124V212H121ZM132 213V212H131ZM140 213H141V211H140ZM167 213H168V211H167ZM171 213H174V212H171ZM103 214V213H102ZM113 214V213H112ZM126 214V213H125ZM137 214V213H136ZM139 214V213H138ZM144 214V213H143ZM147 214V213H146ZM169 214V213H168ZM175 214V213H174ZM127 215V214H126ZM132 215V214H131ZM148 215V214H147ZM178 215V214H177ZM121 216V215H120ZM184 216V215H183ZM106 217V216H105ZM157 217V216H156ZM25 218H27V216H25ZM107 218V217H106ZM158 218V217H157ZM234 218H237L238 219V222H239V224H237L236 226H232L231 225V223H232V219H234ZM132 219H133V217H132ZM139 219V218H138ZM167 219V218H166ZM171 219V218H170ZM104 220H105V218H104ZM107 220H110V219H107ZM117 220V219H116ZM128 220V219H127ZM176 220V219H175ZM111 221V220H110ZM109 221V222H110ZM158 221V220H157ZM179 221V220H178ZM185 221V220H184ZM235 221V220H234ZM125 222H127V221H125ZM181 222V221H180ZM186 222V223H187ZM15 223H20V224H23L24 222L23 221H20V220H17L16 219V222ZM106 223H108V222H106ZM122 223V222H121ZM120 223V224H121ZM131 224V223H130ZM133 224V223H132ZM169 224V223H168ZM172 224V223H171ZM233 224V223H232ZM146 225L147 224H145V227H146ZM158 225V224H157ZM166 225V224H165ZM164 225V226H165ZM257 225V224H256ZM133 226V225H132ZM156 226V225H155ZM163 226V227H164ZM117 227V226H116ZM128 227V226H127ZM134 227V226H133ZM132 227V228H133ZM162 227V226H161ZM168 227V226H167ZM219 227V228H220ZM260 227V226H259ZM2 228V227H1ZM119 228V227H118ZM129 228H131V226L129 227ZM165 228V227H164ZM168 229V228H167ZM150 230V229H149ZM159 230H160V228H159ZM160 231H162V230H160ZM167 231V230H166ZM170 231H172V230H170ZM169 231V232H170ZM261 231V230H260ZM125 232V231H124ZM152 232V231H151ZM159 231H156V234L158 233ZM218 232V231H217ZM257 232V231H256ZM255 232V233H256ZM126 233H129V232H126ZM154 233L155 232H153V235H154ZM159 233H161V232H159ZM163 233V232H162ZM164 234V233H163ZM197 234V235H198ZM259 234V233H258ZM159 234H157V235H155V236H158ZM170 235V234H169ZM168 235V236H169ZM160 236V235H159ZM173 236V235H172ZM194 236V235H193ZM170 237H171V235H170ZM216 237V236H215ZM222 237H223V235H222ZM221 237V238H222ZM1 238V237H0ZM167 238V237H166ZM194 238H196V236L194 237ZM227 238V237H226ZM191 239V238H190ZM204 239V238H203ZM210 239V238H209ZM223 239V238H222ZM232 239V240H233ZM254 239H255V237H254ZM257 239V238H256ZM231 240V239H230ZM195 241V240H194ZM199 241V240H198ZM209 241V240H208ZM214 241V240H213ZM218 241V240H217ZM225 241V240H224ZM229 241V240H228ZM233 241H235V240H233ZM236 241H238V240H236ZM197 242V241H196ZM195 242V243H196ZM227 242V241H226ZM216 243H219V241L218 242H216ZM222 243V242H221ZM244 243V242H243ZM247 243V242H246ZM250 243V242H249ZM193 244H194V242H193ZM197 244V243H196ZM195 244V245H196ZM212 244H214L213 242H212ZM224 244H226V243H224ZM228 244V243H227ZM226 244V245H227ZM230 244H232V242L230 243ZM233 244H234V242H233ZM235 244H237L236 242H235ZM234 244V245H235ZM248 244V243H247ZM191 245V244H190ZM199 245H200V242H199ZM208 245H209V243H208ZM207 245V246H208ZM216 245V244H215ZM221 245V244H220ZM239 245V244H238ZM210 246H212V245H210ZM230 246V245H229ZM233 246V245H232ZM243 246V245H242ZM257 246V245H256ZM188 247V246H187ZM231 247V246H230ZM258 247V246H257ZM202 248H203V246H202ZM205 248H208L209 249V247H204V249ZM231 248H235V247H231ZM207 249V250H208ZM207 250H205V251H207ZM233 250H235V249H233ZM237 251V250H236ZM235 251V252H236ZM200 252V251H199ZM200 253H202V252H200ZM225 253V252H224ZM237 253V252H236ZM245 253V252H244ZM247 253V252H246ZM174 254V253H173ZM182 254V253H181ZM197 253H195V255H196ZM205 255H207V254H205ZM208 255H210V254H208ZM212 255V254H211ZM243 255V254H242ZM180 256V255H179ZM182 256V255H181ZM222 256H224V255H222ZM202 257H204V256H202ZM215 257V256H214ZM217 257H218V255H217ZM225 257V256H224ZM234 257V256H233ZM191 258H192V256H191ZM221 258V257H220ZM243 258V257H242ZM244 258H245V256H244ZM163 259V258H162ZM166 258H164V260H165ZM204 258H202V261H201V263H200V261H197V263L198 264H207L206 262L207 261H205V260H203ZM213 259V258H212ZM223 259V258H222ZM241 259V258H240ZM183 260H187V258L185 257H183ZM206 260H208V259H206ZM234 260V259H233ZM244 260V259H243ZM246 260V259H245ZM176 261V260H175ZM188 261V263H194V261L193 260H187ZM187 261H185V262H187ZM222 261V260H221ZM225 261V260H224ZM227 261V260H226ZM203 262V263H202ZM243 262V261H242ZM187 263V264H188ZM227 264H238V262H235V263H231L229 260H228V262H227ZM240 264V263H239ZM250 264V263H249Z\"/></svg>","mask_w":264,"mask_h":264},{"label":"crops","instance_id":"0c3cea01","mask_svg":"<svg viewBox=\"0 0 264 264\" xmlns=\"http://www.w3.org/2000/svg\"><path fill=\"white\" fill-rule=\"evenodd\" d=\"M53 43H52V40H51V47H50V49L52 48L53 49ZM51 51H54V49L53 50H50V52ZM33 53H34V51H33ZM46 55H48V57L46 58V57H43V56H40V58H38V59H36L35 57H33V59H32V61L30 62V64L28 63V65L30 66L29 67V69H27V67L25 66L24 68H22V66H21V68H20V72L22 73L21 74V79H20V77H19V80H18V82L16 83V84H19V85H22V88L23 89H26L27 87H26V82H22V81H24L25 80V78H26V76L28 75V73H31L32 71L31 70H34V67L36 68V70H37V72L39 73V72H45V77H46V79H48L47 81H48V83H51V81H53L55 78H57L58 77V75L60 74L59 73V67H60V59H58V58H56V56L54 57V53L52 52V54L49 56V54H48V52H47V54ZM62 58H63V60H65V57L64 56H62ZM58 59V60H57ZM0 61H1V59H0ZM41 62L42 63H44V64H46L45 65V67L43 66V70H40L39 69V67H40V65H41ZM5 64H6V62H4ZM24 65V64H23ZM35 65V66H34ZM33 67V68H32ZM39 69V70H38ZM55 70L54 72H53V74L50 76V73L52 72V70ZM56 72V73H55ZM61 78L63 79V76H61ZM53 79V80H52ZM62 82V81H61ZM47 83V87H43V88H45V93H47V95H46V97H48V95L50 94V96H52V95H54V93H55V91H54V89H51L50 88V84H48ZM21 98V100H22V103H23V105H22V103H21V100L18 98L17 99V101L15 102V107H16V110H15V114L16 113H21V114H24L25 113V110H24V106H25V104H27L28 102H29V99L28 98H24V97H20ZM27 100V101H26ZM39 100V99H38ZM33 102V101H32ZM31 102V103H32ZM33 108V107H32ZM24 110V111H23Z\"/></svg>","mask_w":264,"mask_h":264}]
</instances>
